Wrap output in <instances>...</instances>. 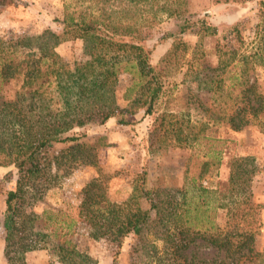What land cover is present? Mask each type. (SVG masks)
I'll use <instances>...</instances> for the list:
<instances>
[{
    "label": "trees",
    "instance_id": "16d2710c",
    "mask_svg": "<svg viewBox=\"0 0 264 264\" xmlns=\"http://www.w3.org/2000/svg\"><path fill=\"white\" fill-rule=\"evenodd\" d=\"M14 1L0 0V9ZM61 1V33L0 37V166H14L17 176L4 199L2 251L7 264H26L27 252L48 244L53 246L58 264H96L73 239L77 226L83 223L89 238L116 245L112 264L129 235L136 237L155 264H264L253 247L258 222L255 213L261 204L253 200L251 183L257 168L246 167L248 157L233 159L226 183L217 188L202 184L207 167L203 163L198 177L188 180L183 188L179 209L163 204L159 190L147 187L144 171L130 197L122 202L109 199L100 173L82 189L77 216L53 208L40 214L25 209V197L42 200L57 177L53 169L77 160L95 164L92 145L80 142L81 136L68 135L73 129L93 122L104 124L116 116L119 124L126 125V115L140 109L151 115L164 92L170 66L187 51L183 36L192 31L202 38L217 30L204 18L193 21L187 16L186 0ZM259 4L264 15V0ZM163 15L181 20L177 30L169 34L173 37L170 47L154 66L150 52L128 39L142 40L143 26ZM67 37L82 40L86 57L72 70L65 68L55 51ZM236 54L220 52L217 70L224 71L231 64L235 67ZM248 57L252 62L261 61L264 53L242 55L240 64L247 66ZM240 71L207 76L208 92L211 96H232V104L221 110L220 118L231 131L254 126L264 133V88L258 77L248 79L244 69ZM122 73L131 76L122 94L125 108L114 96ZM12 83L17 89L6 96V87ZM58 144L64 147L49 155ZM215 159L220 162L218 153ZM143 199L148 208L142 206ZM221 207L227 208L223 227L216 218ZM155 242H161V247ZM196 245L216 255L204 259L189 254ZM130 264L135 263L132 260Z\"/></svg>",
    "mask_w": 264,
    "mask_h": 264
},
{
    "label": "rangeland",
    "instance_id": "374dc122",
    "mask_svg": "<svg viewBox=\"0 0 264 264\" xmlns=\"http://www.w3.org/2000/svg\"><path fill=\"white\" fill-rule=\"evenodd\" d=\"M259 1L186 0L187 16L193 21L204 18L217 29L216 33L199 38L189 31L183 36L187 51L183 58L170 66V75L164 79V92L151 115L140 109L133 115H126L129 122L126 125L119 124L116 116L104 124L93 122L73 129L68 135L81 136L80 142L92 145L95 164L77 160L58 170L53 169L57 177L50 183L42 200L25 197V209L40 214L44 209L53 208L77 216L82 189L101 174L109 199L122 202L130 197L143 171L146 172L147 187L159 190L163 204L179 209L183 188L191 178L198 177L203 163H207V167L202 184L217 188L226 183L233 159L248 157L246 167L252 168L253 165L257 168L251 183L253 200L261 204L255 213L258 222L253 247L264 260V133L254 126H247L239 132L225 126L220 119L221 110L232 104V96L226 93L221 97L211 96L206 81L207 76L221 74L223 77L228 71L235 73L244 69L248 79L255 75L264 88V58L252 62L248 57L247 66L239 62L242 55L264 53V15L259 11ZM61 19V0H16L0 9V37L30 38L44 31L61 33ZM180 20L163 15L155 23L143 26L142 40H128L138 42L148 50L150 62L156 66L170 47L173 37L169 34L177 30ZM82 46L81 39L67 37L55 48L67 70L86 59ZM232 51L237 53L235 67L231 64L224 71L217 70L220 52ZM223 56L228 58V55ZM130 83L129 74L118 75L114 96L120 107H127L122 94ZM15 89L16 84L8 85L6 96ZM63 147L55 145L48 153L55 155ZM217 153L219 163L215 159ZM16 177L14 166H0V264H7L2 251L4 199ZM141 204L148 208L144 199ZM226 210V207L216 210L220 227L227 218ZM87 231L84 223L77 226L73 239L78 248L87 252L96 264H112L116 245L107 240H93ZM155 244L161 247V242ZM46 247L27 252L25 263L58 264L53 246L48 244ZM143 248L142 244H137L134 235L127 236L119 248L115 264H130L132 260L135 264H155ZM189 254L204 259L216 255L215 251L202 245L191 248Z\"/></svg>",
    "mask_w": 264,
    "mask_h": 264
}]
</instances>
